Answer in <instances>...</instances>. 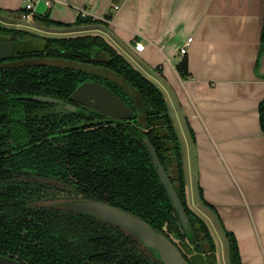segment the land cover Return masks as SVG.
Returning a JSON list of instances; mask_svg holds the SVG:
<instances>
[{"label":"trees","instance_id":"16d2710c","mask_svg":"<svg viewBox=\"0 0 264 264\" xmlns=\"http://www.w3.org/2000/svg\"><path fill=\"white\" fill-rule=\"evenodd\" d=\"M0 12L20 19L29 10L23 7L16 12ZM109 17L110 14L101 19L81 14L74 24H64L50 19L48 11L42 14L31 12L32 21L45 28L103 23ZM0 30L5 34L11 33L12 39L30 34L1 26ZM44 39L45 43L40 49L17 50L8 61L16 62L17 59L36 55L49 59L66 58L87 63L91 67L86 70L83 67L42 63L2 66L4 60H0V153L8 154L0 156V216L10 221L9 234L11 231L14 237L17 221L24 219L31 210L27 201L41 193L39 185L21 176L39 175L49 179H64L81 190L91 191L93 193L89 196L105 199L139 216L158 231L163 232L164 226L183 246V255L194 252L203 254L206 259L208 252H212L207 224L192 211L193 217L188 218L190 232H185L142 139L145 137L152 144L164 170L170 173L171 182L176 181L172 185L185 211H188L183 190L179 138L161 91L100 35ZM259 41L256 69L264 52V16ZM99 52H104L108 58L99 59ZM93 69H100L101 72L95 73ZM176 69L181 77L187 75L185 58L177 63ZM86 78L96 79L117 93L134 110L132 118L113 120L73 103L70 99L72 91ZM32 95L52 96L60 102L34 100L30 98ZM65 104H74L78 110H69ZM258 113L264 132V98L258 104ZM199 196L202 199L201 191ZM77 214L91 216L83 212ZM103 222L114 226L112 235L116 241L121 240L120 233L127 231V236L133 240L128 242L127 250L133 248L128 251L129 255L130 251L134 253L137 249L134 248L137 242L143 247V253L154 260V264H162L141 244L136 234L106 220ZM95 227L101 225L95 223ZM6 234L7 231L0 225V236ZM106 235L102 237V241L106 240L104 249L97 253L98 258L99 255L103 258L97 264H102L103 260V264H114L120 260L117 250L109 251L108 245L113 247L109 242L112 236L109 233ZM76 247L78 255L84 257V246L78 243ZM80 256L76 262H81ZM230 256L232 264H240L233 242Z\"/></svg>","mask_w":264,"mask_h":264},{"label":"crops","instance_id":"0c3cea01","mask_svg":"<svg viewBox=\"0 0 264 264\" xmlns=\"http://www.w3.org/2000/svg\"><path fill=\"white\" fill-rule=\"evenodd\" d=\"M32 1V12L48 11L64 24H74L81 14H110L103 23L69 27L45 28L31 17L25 22L53 36L100 35L158 86L181 132L188 204L221 239L196 198L199 187L221 228L234 235L241 264H264V136L258 126L264 53L255 68L263 0H52L49 6ZM25 2L0 0V10L16 12ZM7 14L0 12L4 24L21 22ZM137 41L142 50L135 49ZM183 58L187 75L181 77L176 65Z\"/></svg>","mask_w":264,"mask_h":264},{"label":"flooded vegetation","instance_id":"af4514ba","mask_svg":"<svg viewBox=\"0 0 264 264\" xmlns=\"http://www.w3.org/2000/svg\"><path fill=\"white\" fill-rule=\"evenodd\" d=\"M263 16H264V0H263L262 26H263ZM262 26H261V29H262ZM12 37L13 35L11 33L5 34L3 36L0 35V39H8ZM22 37H26V35ZM22 37L17 36L14 39L22 38ZM259 40H260V36H259ZM259 45H260V41H259ZM71 105L76 107L74 104H71ZM77 110H78V107H76V110H72V111H77ZM179 151L181 152L180 158H181V166H182L183 177H184L183 190H184L186 205L189 209L188 211H185L180 198L179 197L178 198L182 204V208L186 214L187 219L188 218L190 219L193 217L192 211L194 210L192 206L188 204L187 197H186V180L184 176V157H183V149H182L181 143L179 146ZM0 156H8V154L0 153ZM166 174L169 178L170 173L168 172ZM21 177H25L26 179L31 180L34 184L39 185L38 186L39 192L41 193H39L40 195H37L36 197H34L33 195V197L29 201H27V205L31 207V210L28 211L29 213L26 215L24 219L17 221L14 237L11 231H10V234L8 232V228H9L8 223L10 221L5 220L3 219L2 216H0V225H2L4 229L7 231L6 235L0 236V254L1 255L17 260L18 262L22 264H75V263L76 264H97V262L100 261V258L101 257L103 258V256H100V255H99L100 258L97 257V253L99 252V250L104 249L103 243L106 240L102 241L104 239L102 237L103 235L107 236L106 234L109 233V235L112 236V239H109V242L112 243L113 245L112 248H110L108 245L109 251L117 250L120 253L119 254L120 260L118 262L116 261L114 264H154V260L148 257L145 253H143V247L142 246L140 247L138 243L135 241H134L135 242L134 248L137 247V249L134 251V253L130 251V255L128 254V251L130 250V248H132V247H129L127 250V246L129 245L128 242L131 243V241L133 240L130 236H127L126 234L127 231L120 233L119 235H120L121 240L116 241L115 236L112 235L115 231V228H113L114 227L113 225H109V223H104L103 220L102 221L96 220V218H94V215H91L86 212H83V213L89 214L91 216L90 217L80 216L77 213L82 212V211H77L74 209L70 210L65 206V204L69 200H74V199L75 200H88L91 202H99L102 204H106L114 208L123 210V211H126V210L110 204L105 199L93 198L88 195V194H92L93 192L88 191V190H81L75 185L70 184L69 181H65L64 179H63L64 181L60 179L59 180L49 179V178H44L39 175H35V176L22 175ZM174 182L176 181L172 180L171 183H174ZM163 188L166 191L164 186ZM0 192H1V187H0ZM199 194H200V189L198 187L196 189V195L198 196V198H200ZM49 196L51 197L47 198ZM60 196H64L65 199L67 200L66 201L60 200L57 202L50 201V203L46 202V200H54L56 197H60ZM202 199L200 198V202L202 206L210 213L211 217L214 218L213 221L219 230V233L221 235V239L219 238V241L221 243L222 241L224 242V246H225L224 255H226L225 256L226 262L228 264H232L231 262L232 260L230 256V248L233 242L235 244V247L238 253L237 241L231 232L221 228L218 218H216L214 215V210H215L214 207L209 205L206 201L203 202ZM126 212H129V211H126ZM194 212L198 216H200L196 211ZM200 217L204 219L202 216ZM95 223H99L101 227H95ZM13 226H14V223H13ZM207 226H208V230H209L211 241H212L210 244L212 247V252H208L207 258L205 259V264H209V262L210 264H225L224 261L222 260L223 258H220V252H222L221 246L219 242L217 244V241H216L217 239L213 235L212 230L208 224ZM162 229L164 231L163 232L160 231V232L164 234L182 252V249L179 243L177 242L178 240L176 236L173 235V233H171L170 230L168 231L167 228H165L164 226L162 227ZM97 232H99V234L96 235ZM78 243H81V245L84 246L83 251L86 254L84 257H81L82 255L81 256L78 255L79 253L77 252L78 249L76 247ZM187 244L189 246L191 245L188 240H187ZM222 246H223V243H222ZM190 251L192 250L190 249ZM78 256H80L79 258L81 259V262H78V261L76 262ZM183 256L187 257V255L186 256L183 255ZM238 257H239V254H238ZM88 259L90 260L87 261ZM104 262L105 260H103L101 263L103 264ZM239 263L241 264L240 257H239Z\"/></svg>","mask_w":264,"mask_h":264},{"label":"water","instance_id":"95a60500","mask_svg":"<svg viewBox=\"0 0 264 264\" xmlns=\"http://www.w3.org/2000/svg\"><path fill=\"white\" fill-rule=\"evenodd\" d=\"M0 26L12 30L26 31L30 34L36 35V33L31 31L30 29L14 28L1 24ZM0 35L3 36L5 35V33L0 30ZM39 36L42 37L43 35H39ZM51 37H57V36L50 35V37L43 36L42 38H51ZM17 50H22V48H20L19 46L17 47V45H15V39L12 38L0 39V60L10 59L12 56L15 55ZM156 87L158 88V86ZM161 93L163 95L162 91ZM30 98L34 100H42L51 103L60 102V100L52 96H45V95H32L30 96ZM263 98H261L259 102ZM70 99L71 101L78 103L84 107H88L91 110L104 114L105 116L113 120H127L132 118L134 114V110L110 87L92 78H86L82 82H80L77 85V87L72 91L70 95ZM65 108L69 110H76V107L72 106L71 104H65ZM167 110H168V106H167ZM170 118L175 128V131L178 135L177 127L171 115ZM258 123L262 135L264 136V132L260 127L259 113H258ZM178 138L180 141L179 135ZM142 139L145 142L148 152L150 154L155 172L166 189L167 195L174 207L178 219L181 225L183 226L185 232L189 233L190 226L188 219L182 208V204L172 186V183L170 182L167 174L165 173L162 164L158 158V155L155 149L153 148L152 144L145 137H143ZM90 206L91 209L87 213L99 217L103 220H106L112 224L120 226L136 234L141 244L146 249H148V251L152 255H154L157 259H159V261L162 264H205V258L203 254L187 252V257H184L182 252L178 249V247L174 245L164 234L154 229L150 224H148L145 220H143L139 216H136L132 213L99 202H91ZM179 245L183 249V246H181V244ZM0 264H22V263L0 254Z\"/></svg>","mask_w":264,"mask_h":264},{"label":"rangeland","instance_id":"374dc122","mask_svg":"<svg viewBox=\"0 0 264 264\" xmlns=\"http://www.w3.org/2000/svg\"><path fill=\"white\" fill-rule=\"evenodd\" d=\"M3 15V14H1ZM3 17L5 19H7L8 17L3 15ZM0 19H3L0 17ZM3 19V20H5ZM21 22L19 24H11V25H6L4 24L3 22L0 21V24L1 25H6V26H10V27H14V28H24V29H30L31 31L35 32L36 35L34 34H28L26 35V37H22V38H17L15 39V45H17V47L19 46L20 48H22V50H27V51H30V50H34V49H38L40 48L44 43H45V39L42 38L43 36H48L50 37V35L48 33H45L43 31H40V30H35V29H32L30 28L29 26V23L25 22L26 21V18H20ZM26 25V26H24ZM39 35H43L42 37L39 36ZM98 58L99 59H107L108 58V55L105 54L104 52H99L98 53ZM16 62L14 61H8V60H4V64H1L2 66L4 65H9V64H35V63H39V64H51V65H58V66H67V67H83L85 68L86 70H88L91 66L88 65L87 63H83V62H73L72 60H69V59H66V58H47V57H39V56H36V55H32L31 57L29 58H26V59H17L15 60ZM14 62V63H13ZM0 65V66H1ZM90 70V69H89ZM93 72L95 73H100L101 70L100 69H93L92 70ZM184 124V123H183ZM182 126V124H181ZM183 128V134H186L187 133V130H188V127L187 126H182ZM177 132H178V135L179 137L181 132L179 133V130L177 128ZM180 142H181V138H180ZM181 146H182V142H181ZM183 148V146H182ZM184 169H185V166H184ZM184 176H185V170H184ZM57 191V190H56ZM195 195H196V192H194ZM191 196V195H190ZM51 196L47 197V198H50ZM192 197V196H191ZM196 198H198V196L196 195ZM60 200H67L65 199L64 196H60V197H56L54 200H46L47 203H50V201H53V202H57V201H60ZM91 201H88V200H69L65 206L70 209V210H77V211H82V212H89V210L91 209ZM206 222L205 219H203ZM208 224V223H207ZM209 225V224H208ZM209 227L211 228V226L209 225ZM213 229V227L211 228V230ZM216 241H217V244L219 242L220 246H221V251L223 252V249H225V246H224V242L222 241L223 243V246H222V243L219 241V238L218 236L216 237ZM220 252V258H223L222 260L224 261L225 264H228L226 262V259H225V252L222 253ZM222 253V254H221Z\"/></svg>","mask_w":264,"mask_h":264},{"label":"built area","instance_id":"2783aa9c","mask_svg":"<svg viewBox=\"0 0 264 264\" xmlns=\"http://www.w3.org/2000/svg\"><path fill=\"white\" fill-rule=\"evenodd\" d=\"M51 1L52 0H45V3H46V5H50L51 4ZM33 1L32 0H26V2H25V4H24V7H25V9L28 11L29 10V12H25V13H23L22 15H21V17L22 18H26V19H29L30 17H31V12H32V9H33ZM191 41V38L190 37H188L187 39H186V41H185V43L179 48V52L180 53H184L185 51H186V47H187V45L189 44V42ZM135 49L136 50H142L143 49V47H144V45H143V43L141 42V41H137L136 43H135Z\"/></svg>","mask_w":264,"mask_h":264}]
</instances>
